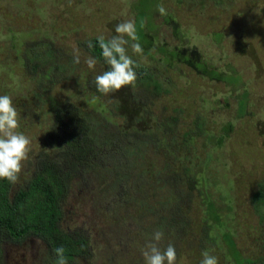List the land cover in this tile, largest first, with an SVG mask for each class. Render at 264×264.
<instances>
[{
	"label": "rangeland",
	"instance_id": "obj_1",
	"mask_svg": "<svg viewBox=\"0 0 264 264\" xmlns=\"http://www.w3.org/2000/svg\"><path fill=\"white\" fill-rule=\"evenodd\" d=\"M85 9L92 11L85 14ZM170 16L174 23L167 24ZM127 19L135 20L139 40L143 32L151 43L142 55L129 47L147 75L108 95L93 92L87 83L108 66L97 62L89 69L84 61L90 54L83 46L98 35H115V26ZM76 47L79 64L73 63ZM165 51L187 60L199 56L196 62L217 69L223 79L167 60ZM155 82L161 89L157 98ZM5 94L19 113L17 131L31 141L14 186L29 179L31 164L53 153L52 142L66 149L80 145L74 123L78 110L95 121L103 114L111 128L136 113L144 137L154 134L152 142L139 143L123 176L136 188L110 184L105 170L93 177L88 169L63 196L61 227L91 235L93 258L86 264H144L141 249L156 230L164 232L162 246L174 244L176 264H199L206 249L219 264H233L224 260L229 240L223 235L233 240L242 259L261 258L264 206H254L252 196L264 182V0H0V95ZM132 94H138L140 105L129 97L123 105ZM168 117L176 121L169 124V155L153 129ZM227 125L231 131L218 147L216 139ZM158 173L169 176V192L160 188ZM172 174L181 177L184 221L181 208L168 201L174 194ZM200 190L206 192L203 204ZM136 195L137 207L129 205ZM207 202L214 205L209 214L203 212ZM45 259L35 238L0 241V264H44Z\"/></svg>",
	"mask_w": 264,
	"mask_h": 264
},
{
	"label": "trees",
	"instance_id": "obj_2",
	"mask_svg": "<svg viewBox=\"0 0 264 264\" xmlns=\"http://www.w3.org/2000/svg\"><path fill=\"white\" fill-rule=\"evenodd\" d=\"M202 1L199 0L200 3ZM197 2L198 0H196ZM140 34L141 41L139 40V42L141 45H144L143 48H148L151 44L147 38L148 35L143 32ZM89 41L92 42L94 47L89 49L86 43L83 46L85 51L91 56L96 57L98 62L104 63L100 56V49L97 45L96 38ZM164 53L167 60L168 57H170V61L176 59L180 63L187 64L193 70H199L202 75H206L211 79L218 81L221 78L223 79L222 74L217 69L210 68L204 63L196 62L199 56L196 59L188 58L187 60L186 58H181L179 52L172 53L165 51ZM192 56L194 57L195 55L193 54ZM36 69L37 66L34 65L33 70L35 71ZM146 73V70L141 66L137 69L138 76H145L147 75ZM92 81L90 80L87 85H91L90 89L93 92H97ZM153 88L155 90L152 92L153 98H157L156 96L161 91L160 85L155 82ZM40 91L42 92V88H40ZM137 95H127L123 105L128 97L133 101L136 99L140 105V102L137 100ZM121 107L118 109L121 110ZM106 114L109 117V110H107ZM83 115L84 113L78 110L74 121L80 129L79 146H77V143L76 146H71V148L66 149L61 147L63 145L58 144V142H52L50 147L53 149V153L51 152L50 155L47 153L45 159L39 163L35 161L31 164V176L21 186H14V184L9 183L7 180L0 179V241L9 240L20 243L28 238L37 239L43 244L45 249L46 259L44 264H56L57 258L53 250L60 246H63L65 249L64 255L68 264H86L92 261L93 254L89 248L91 235L85 231L69 232L61 227V200L63 196L68 191L70 184L80 182L81 176L83 177V174H86V172L90 173L89 170H91L93 177L95 176L94 173H98L99 170H105L108 176L111 177L110 184L114 185L117 183L118 186L120 184L126 185L127 188L133 190L136 188L134 185L130 187L128 182L123 181V176L129 173L130 163L136 158L130 157H134L139 152V143L143 142L144 144H148L150 141H153L152 136L154 134L147 139L144 137L146 133L138 129L139 114L129 112V115H126L127 119H125L124 123L116 128L109 126L108 118L104 117L103 114H98L100 119L98 121H95L92 116L84 118ZM54 117L55 119L57 118V112H55ZM175 122L173 118L170 119L168 117L165 123L156 124L153 128L160 132L158 141L165 149V154L168 155L169 146L172 144V137H169V131L173 129L169 127V124H174ZM129 127L132 130L130 133L128 132ZM195 129L198 130V127ZM229 131H231V126L227 125L222 131L223 136L216 139L218 141L216 144L218 147L222 145ZM63 144L67 145L65 142ZM70 149L71 152H69ZM71 154L73 156L70 159ZM125 155L129 157L126 161ZM124 161H129L128 165ZM123 165L126 166L123 167ZM66 166L72 171L61 170L62 167L65 168ZM185 174L186 171L183 172V175ZM173 175L171 176L173 177L171 182L173 183L174 190L171 192H174V194L168 201L176 205L177 209L181 208L178 212L180 216H183L184 221L187 219V216L183 213L186 208L181 203V195H184V192L178 189L181 183V177H174ZM156 178H158L161 184L160 188L168 190L169 192V176L158 173ZM190 184L191 182H188V191L191 189ZM192 189H196L195 185ZM187 190L185 191L186 193ZM200 191H202L201 195L199 193L198 195L203 204L206 192L204 190ZM201 196L204 198L202 199ZM128 202H130L129 205L137 207L138 195L133 196ZM252 203L254 206L260 204L264 206V182L259 184L258 191L252 196ZM206 204L207 207L206 209L204 207L203 212L209 214V210H214V205L211 202H207ZM214 215L216 216L215 212ZM171 216L169 217V225L173 223ZM159 219L160 217L157 218V220ZM167 219L168 217L166 216V221ZM223 238L229 240L228 245L224 244L225 252L223 257L226 262L233 264H264V247L263 254L258 261H249L248 259L241 258L240 252L236 249L233 240L229 236L223 235ZM225 253L230 257L225 255Z\"/></svg>",
	"mask_w": 264,
	"mask_h": 264
},
{
	"label": "clouds",
	"instance_id": "obj_3",
	"mask_svg": "<svg viewBox=\"0 0 264 264\" xmlns=\"http://www.w3.org/2000/svg\"><path fill=\"white\" fill-rule=\"evenodd\" d=\"M157 11L161 15L166 14L163 5L157 4ZM92 9H85V14H90ZM115 35L105 37L103 34L96 37L100 49V56L108 66L107 70L95 76L93 83L96 91L108 95L120 90L124 86L134 85L137 80V69L140 64L129 55V47L135 55L143 54V46L139 42L137 26L134 19H127L115 26ZM131 42V43H130ZM87 47L92 49L94 45L87 41ZM73 63H80V49H73ZM85 64L89 69H94L97 58L88 56ZM19 113L13 104L12 97L0 95V179L16 184L22 171L23 163L29 158V145L31 141L17 131L20 127ZM164 232L154 231L150 239L141 249L144 264H176L177 252L174 244L168 243L162 246ZM57 258L56 264H68L65 258L63 246L54 250ZM199 264H219L218 258L210 250H203Z\"/></svg>",
	"mask_w": 264,
	"mask_h": 264
},
{
	"label": "flooded vegetation",
	"instance_id": "obj_4",
	"mask_svg": "<svg viewBox=\"0 0 264 264\" xmlns=\"http://www.w3.org/2000/svg\"><path fill=\"white\" fill-rule=\"evenodd\" d=\"M171 17V16H170ZM169 17V20L166 22L167 24L170 22V23H174L173 19H170Z\"/></svg>",
	"mask_w": 264,
	"mask_h": 264
}]
</instances>
